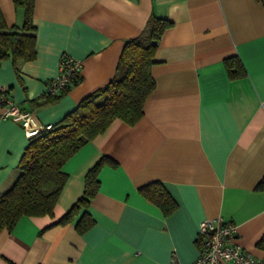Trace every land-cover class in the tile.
Returning <instances> with one entry per match:
<instances>
[{"label":"crops","instance_id":"crops-1","mask_svg":"<svg viewBox=\"0 0 264 264\" xmlns=\"http://www.w3.org/2000/svg\"><path fill=\"white\" fill-rule=\"evenodd\" d=\"M7 26L23 11L0 0ZM152 16L166 18L154 54L155 87L134 124L115 118L63 165L67 180L51 215L21 216L0 232V264H189L199 253L197 226L221 217L236 225L233 242L264 259V5L256 0H35L36 57L17 73L0 62V86L37 125L55 124L115 73L121 50ZM62 54L81 62V79L53 101L44 89ZM237 55L245 73L231 77ZM3 107L0 104V115ZM29 136L0 116V195L19 174ZM102 156L80 234L58 222L81 196L86 171ZM159 181L177 208L169 215L145 197Z\"/></svg>","mask_w":264,"mask_h":264},{"label":"trees","instance_id":"trees-1","mask_svg":"<svg viewBox=\"0 0 264 264\" xmlns=\"http://www.w3.org/2000/svg\"><path fill=\"white\" fill-rule=\"evenodd\" d=\"M12 1L23 11V20L20 24L7 26L0 9V62L10 59L18 73L23 62L36 57V31L32 23L35 0ZM256 1L264 5V0ZM170 24L166 18H149L142 32L125 42L114 76L104 86L83 97L60 121L29 137L17 164L19 174L0 195V232L11 230L24 215H51L67 180V173L62 169L64 163L115 118L128 124L141 118L144 102L155 87L151 75L154 54L162 33ZM224 64L231 77L245 73L237 55L227 57ZM80 79L79 75L56 95L44 96V102L55 100ZM105 164L116 165V162L102 156L86 171L81 196L58 222L72 221L83 209L75 222V229L82 234L93 226L95 220L87 207L99 189L98 174ZM257 188H264V178L258 182ZM139 189L161 209L163 215H169L177 208L175 200L159 181L144 184ZM256 246L264 250V234Z\"/></svg>","mask_w":264,"mask_h":264},{"label":"built area","instance_id":"built-area-1","mask_svg":"<svg viewBox=\"0 0 264 264\" xmlns=\"http://www.w3.org/2000/svg\"><path fill=\"white\" fill-rule=\"evenodd\" d=\"M81 62L62 54L59 60L57 74L52 77L43 92L44 96L56 95L72 83L79 75ZM6 88L0 86V104L3 107L2 118H12L21 123L30 137L40 129L49 128L51 124L37 125L32 113L21 110L6 93ZM236 225L221 217L204 218L197 226L196 240L199 242L200 253L189 264H264V259L254 256L249 250L233 242ZM169 264L177 263L175 257Z\"/></svg>","mask_w":264,"mask_h":264}]
</instances>
